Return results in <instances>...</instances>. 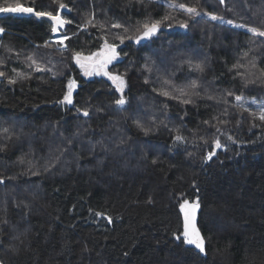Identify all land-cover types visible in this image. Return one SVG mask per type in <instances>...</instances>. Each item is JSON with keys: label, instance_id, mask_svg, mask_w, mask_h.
<instances>
[{"label": "trees", "instance_id": "trees-1", "mask_svg": "<svg viewBox=\"0 0 264 264\" xmlns=\"http://www.w3.org/2000/svg\"><path fill=\"white\" fill-rule=\"evenodd\" d=\"M177 2L197 7L202 15L172 8L170 0H63L68 9L61 15L72 20L61 32L70 37L67 49L56 44L50 21L0 15L5 29L0 35V72L5 73L0 129H9L0 132V145H7L0 151V176L12 178L0 184L3 264H264V125L244 111L264 106V37L226 23L264 29V0ZM34 5L37 10L58 7L53 0H34ZM93 12L106 30L80 27ZM166 15L170 19L151 39L139 44L116 39L131 35L138 22ZM185 21L187 28L174 30ZM115 22L130 31L112 28ZM104 36L121 52L108 70L126 73L124 111L112 104L119 93L111 81L85 77L72 59L74 50L97 51ZM28 56L45 70L37 71ZM188 60L202 62L205 70L189 68ZM8 78L17 83L9 84ZM68 78L77 80L75 107H89L88 117L54 103ZM194 79L198 87L188 88ZM245 80L256 83L245 87ZM174 86L200 95L183 104L180 99L188 97L172 99L153 91L179 96ZM229 91L243 95V107L227 96ZM98 107L104 111L97 112ZM137 118L152 129L147 136L133 123ZM177 135L185 140L175 141ZM121 137L127 143L117 148ZM217 138L226 147L205 162ZM101 144L112 151H101ZM63 148L69 150L45 171ZM197 196L206 255L173 238L182 230L179 204ZM96 211H106L113 222L95 216Z\"/></svg>", "mask_w": 264, "mask_h": 264}, {"label": "snow or ice", "instance_id": "snow-or-ice-1", "mask_svg": "<svg viewBox=\"0 0 264 264\" xmlns=\"http://www.w3.org/2000/svg\"><path fill=\"white\" fill-rule=\"evenodd\" d=\"M55 4L58 5V7L55 10H37L34 5V0L32 4L26 5L22 2V0H4L3 3H0V13H14V14H30L35 16L36 18H47V20L51 21L50 30L52 33H59L60 29H62L65 25L71 24L72 20L66 19L61 15V10L68 9V5L63 3V0H53ZM131 2V0H130ZM139 4H144V0H136ZM225 0H220V3L223 4ZM169 6L172 8H178L186 13L190 14L192 17L200 16L202 15L201 11L198 10L195 6H189L185 3L177 2V0H170ZM203 15L208 16L211 20H220L223 21V17H220L214 13L210 12H204ZM169 16H164L162 19L156 20L148 18L144 22H138L137 26L132 30L131 35H117L116 39L120 41V44H123L125 40H131L135 43L139 44L142 40L151 39L153 36L156 35V33L159 31L161 24L164 21L169 20ZM229 25H233L234 27L238 28H245L248 32L252 33L253 36H259L264 37V29H261L259 27L250 26L247 24H234L232 20H228L226 22ZM86 25H91L93 27L98 26L102 30H106V23L102 21H97L95 18V13H90L86 19L84 25H80V27H85ZM112 28H122L125 33H128L130 29L123 24H120L119 22L112 23L110 25ZM169 27L172 25L169 24ZM180 27L187 28L188 23L181 22ZM5 29L3 27H0V34L4 33ZM70 39L67 35L60 36L58 40L56 41V44L61 49H67V45L65 44V41ZM103 44L102 46L95 52H90L87 55L83 53V51H73L72 59L75 61L76 65L79 66L81 69L82 74L85 77H91V76H105L109 81H111V87L114 88L116 93H119V96L115 98L112 101V104L115 106V110L117 111H124V106L128 103L127 96L125 95V90L128 87L127 79H126V73H119V72H113L109 71V66L113 64L114 61H118L121 52L118 51L119 45L115 43H109L107 40V37H102ZM45 47L51 46L50 42L45 41L44 44ZM124 55H127V53H124ZM28 60L32 61V65H35V68L37 71H44L45 69L41 68L40 64L36 62V60L33 58V56H28ZM189 68L195 69L199 72H203L204 65L202 62L193 63L191 60L186 61ZM31 66V65H30ZM233 67H238V65H233ZM145 68H147L149 71H151L150 68H148V65H145ZM48 71H51V69H47ZM19 76L20 74L17 73ZM56 73H53V76H55ZM237 75H241V73H237ZM264 75V73H262ZM5 73L0 72V77H4ZM9 84H15L17 83V80L14 78H8ZM145 83H148V80L145 79ZM165 84H171L170 80H164ZM256 83L255 80H245L244 86L246 87L248 84H254ZM191 89H196L198 87L197 80H192L190 85L187 86ZM78 88V82L75 78H68L66 82L65 89L63 90L62 97L58 100L54 101V103L59 105H71L75 107L73 94ZM174 90L179 93V96H173L171 92L164 90V89H153V91H159V94L169 97L172 99H180L181 97H188L186 99H180V102L183 104H191L194 103V101L191 99V95L199 96V92H192L191 95L184 87L175 88ZM227 96H234L235 100L238 102L239 107H243V104L241 103L243 101V95H236L233 92L229 91L227 93ZM208 99H215L212 96H209ZM253 102H255L253 100ZM225 103H227V100L225 99ZM75 111L77 113H82L84 117H88L90 113L89 107H75ZM97 112H103V108H96ZM245 112H249V114L254 119H259L261 122V125H264V106H261L259 108V112H251L249 109L244 108ZM224 115H227V109L224 110ZM133 123L136 125L137 128H139L141 131H143L144 135L147 136L152 129L149 127H146L145 124L140 119H134ZM205 123H208V121H205ZM222 123H228V121H222ZM253 127H256L257 125L253 124ZM87 131V129H85ZM119 131V129H117ZM217 132L220 131L219 128L216 129ZM0 132L8 133V128L0 129ZM9 139L11 137H8ZM229 140H233L232 136H228ZM185 138L181 135L175 136V141L182 142ZM235 142V141H233ZM69 145H71L72 141H68ZM127 143V139L124 137H121L116 147H120L121 145H124ZM207 143V141H205ZM214 148L208 152V154L203 158L205 162L212 160V158L216 155V150L225 148V145L221 144V141L219 138L215 139L213 142ZM7 145H0V151H5ZM101 151L104 152H110L112 149L108 148L107 145H100ZM68 148H63L59 150V155H57L54 160L49 163L45 167V171H50L51 168L55 167L56 164L60 161L61 156L64 155L65 152H67ZM95 145L90 150L91 152H95ZM24 158H20V163H24ZM157 161L154 159L152 161L153 164H155ZM31 164V161H29ZM32 175H38L39 172H32ZM5 179H12L11 177H3L0 176V184H3L5 182ZM149 203H151V197H149L148 200ZM19 207V205H17ZM24 207L27 209L29 206L27 204L24 205ZM200 199L197 196L195 200L189 201L188 199H184L182 203L179 204V210L183 214V220H182V230L178 232L173 233V238L176 241L182 242L185 245L193 246L195 249L199 251V253L206 255V240L205 237L202 235L200 228L197 226V213L200 209ZM90 211H92L90 209ZM94 215L97 217H101L105 220H107L108 223L113 222V217L111 215H108L106 211H96L94 212ZM119 219V217H117ZM2 223H7V220L5 219L2 221ZM3 241L0 240V244H2ZM87 250V248H85ZM125 256L128 255L127 252L124 253ZM0 264H3V261H0Z\"/></svg>", "mask_w": 264, "mask_h": 264}, {"label": "water", "instance_id": "water-1", "mask_svg": "<svg viewBox=\"0 0 264 264\" xmlns=\"http://www.w3.org/2000/svg\"><path fill=\"white\" fill-rule=\"evenodd\" d=\"M4 14H12V15H16V16H33V15H30V14H14V13H0V15H4ZM35 17V16H34ZM36 18V17H35ZM37 19H46L47 18H37ZM49 21V20H48ZM51 23V21H50ZM175 29H184L182 27H175ZM64 30V27L62 29H60L59 33H52L53 36L56 38V37H59L61 35V32ZM1 35V34H0ZM191 202V201H190ZM197 219H198V213H197ZM193 247V246H192Z\"/></svg>", "mask_w": 264, "mask_h": 264}, {"label": "rangeland", "instance_id": "rangeland-1", "mask_svg": "<svg viewBox=\"0 0 264 264\" xmlns=\"http://www.w3.org/2000/svg\"><path fill=\"white\" fill-rule=\"evenodd\" d=\"M60 36H63V35H60ZM60 36H59V37H60ZM59 37L54 38V40L57 41ZM78 67H79V66H78ZM80 70H81V69H80ZM94 76H96V75H94ZM101 76H102V75H101ZM91 77H93V76H91ZM104 77H105V76H104ZM89 78H90V77H89ZM106 78H107V77H106ZM189 201H190V200H189Z\"/></svg>", "mask_w": 264, "mask_h": 264}, {"label": "bare ground", "instance_id": "bare-ground-1", "mask_svg": "<svg viewBox=\"0 0 264 264\" xmlns=\"http://www.w3.org/2000/svg\"><path fill=\"white\" fill-rule=\"evenodd\" d=\"M31 171V170H30Z\"/></svg>", "mask_w": 264, "mask_h": 264}]
</instances>
